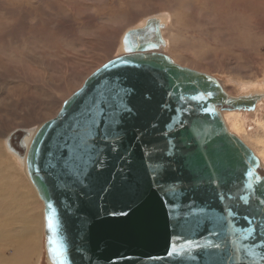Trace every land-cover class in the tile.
Wrapping results in <instances>:
<instances>
[{
  "label": "water",
  "instance_id": "water-1",
  "mask_svg": "<svg viewBox=\"0 0 264 264\" xmlns=\"http://www.w3.org/2000/svg\"><path fill=\"white\" fill-rule=\"evenodd\" d=\"M166 21L153 15L126 30L119 55L55 117L4 140L43 202L47 264H264V163L227 119L261 118L264 89L232 94L177 62ZM93 100L95 127L103 120L118 135L97 140L98 162L79 175L65 164L78 144L67 125ZM209 144L216 167H205ZM173 247L179 255H168Z\"/></svg>",
  "mask_w": 264,
  "mask_h": 264
},
{
  "label": "rangeland",
  "instance_id": "rangeland-1",
  "mask_svg": "<svg viewBox=\"0 0 264 264\" xmlns=\"http://www.w3.org/2000/svg\"><path fill=\"white\" fill-rule=\"evenodd\" d=\"M186 1L0 0V220L6 218V210L40 212V232L25 248L27 256L25 252L16 254L14 243L6 238L5 246L0 245V264H47L44 205L25 167L6 149L5 138L19 127L37 129L55 117L89 75L119 55L126 30L141 26L150 16L164 14L168 16L166 53L177 62L217 76L232 94L247 86H264V17L255 18L260 26L248 27L235 13L221 29L210 8L216 0H199L203 7L190 10L182 7ZM31 7L38 14L27 16ZM119 8L128 12L126 20L109 16V10ZM248 28L253 32L250 43L237 41ZM47 31L56 33L55 41L46 40ZM56 42H60L57 47ZM213 48L216 50L206 53ZM260 107L261 118L239 114L228 120L233 125L234 120L242 119L245 129L239 135L264 159V102Z\"/></svg>",
  "mask_w": 264,
  "mask_h": 264
},
{
  "label": "bare ground",
  "instance_id": "bare-ground-1",
  "mask_svg": "<svg viewBox=\"0 0 264 264\" xmlns=\"http://www.w3.org/2000/svg\"><path fill=\"white\" fill-rule=\"evenodd\" d=\"M115 1L117 3V0H115ZM121 1L122 2L124 1L126 4H128V0H119V2H121ZM54 4L55 3L49 2V5H54ZM121 4L122 3H120V5ZM202 4L203 3L200 2L199 0H190V1L187 0L185 2V4L182 5V7H184L185 10H190L192 8H195V9L196 8H202L203 7ZM252 4L257 6L258 9L253 8L251 6ZM210 8L215 11V18L218 19L217 24H218L219 28H221V29H223L225 27L227 20H231L234 17L235 13H239L242 16L243 22H245L248 27L249 26L250 27L260 26L261 23H260V25H258V22L256 21L255 18L257 16L264 17V12L262 11V8H264V0H216V4L213 3V5L210 6ZM119 10H120V8H119ZM18 11L21 12V9L19 8ZM38 11H39L38 9H34L33 7H31L30 9L27 10V16H29V15L32 16L33 12L35 13ZM181 13L183 14L184 11H182ZM35 14H38V13H35ZM108 14H109V16H114V17H117V16L122 17L123 16V18H124L125 15L128 14V12H125L124 10H120V11L109 10ZM27 16L25 18H28ZM126 18H128V15H126ZM126 18H124L123 20H126ZM167 21H168V16H167ZM35 29H37V27ZM52 31H47L48 34H47L46 40L52 38L55 41L56 33L52 32ZM251 31H252V29L248 28V30L246 31L247 34H245L241 37H238L237 41L242 40L246 43H250V39L253 36V32H251ZM229 39L234 40L235 38H229ZM237 41H236V43H237ZM59 44H60V42H56L55 47H57ZM198 45H201V44L198 43L197 46ZM215 48H218V47L216 46ZM215 48H213L210 51H207L206 53H212L213 50H216ZM202 57L204 58V57H206V55H203ZM189 59H190V57H189ZM198 61H200V60H198ZM260 89H264V86H262ZM239 114L240 113L231 112L228 114L227 119H229L232 116H238ZM231 127H232L233 131H235L238 135L240 132H242L245 129L244 124L242 122V119H240V118H237L236 120H234L233 125H231ZM255 152H257V151H255ZM258 156L261 158V156L259 154H258ZM261 160L264 163V159L261 158ZM0 181H1V177H0ZM25 208H27V207L25 206ZM29 211L27 209L25 211H22L21 208L14 210V212H11V211L8 212L6 210L5 211L6 218L5 219L2 218L3 221L0 220V245L5 246V242L7 240L6 238L11 239L13 242L11 240L10 241H11V243H14V248H15L16 254H18V253L21 254V252H22V255H23V252H25V255L28 254L27 251H25V248H27V249L29 248L28 243L31 241V239L36 238L40 232V228H39L40 212L38 210H31V212L29 213ZM16 220L20 221L19 223H22V224H20V225L17 224L15 222ZM16 225H19L17 230H15ZM14 248H13V250H14ZM21 258H23V256ZM7 264H8V262H7Z\"/></svg>",
  "mask_w": 264,
  "mask_h": 264
},
{
  "label": "snow or ice",
  "instance_id": "snow-or-ice-1",
  "mask_svg": "<svg viewBox=\"0 0 264 264\" xmlns=\"http://www.w3.org/2000/svg\"><path fill=\"white\" fill-rule=\"evenodd\" d=\"M115 94L117 97L121 98L122 94H126L124 89H115ZM210 95V93H209ZM99 101H90L88 107L83 108L81 111L76 113L75 119L73 122L68 123L67 125V133L66 136H71L72 138H78V144L73 149L77 152L76 158L71 162L65 161L67 168L73 170L75 174L83 175L84 169L95 165L97 161V157L100 155V151L97 147V140L105 141L109 138V136L116 134L114 129H112V124L108 123V127H103L105 121H101V127H95L97 121L95 114L93 112V107L97 106ZM113 116L110 119H114L116 105H112ZM99 111L103 113L105 116H108V112L105 111L103 107L99 108ZM177 126H182V121H177ZM189 138H192L195 142V138L189 128V131L186 133ZM65 146H67V140H65ZM207 151L209 155V162L205 164V167H208L211 164L212 167H216L215 161L212 159L215 149L212 144L207 146ZM49 227H52L51 220H49ZM179 253L176 248L173 247L172 250L168 253L169 256Z\"/></svg>",
  "mask_w": 264,
  "mask_h": 264
}]
</instances>
